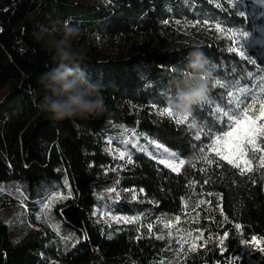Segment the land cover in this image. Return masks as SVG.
<instances>
[{
	"label": "trees",
	"instance_id": "obj_1",
	"mask_svg": "<svg viewBox=\"0 0 264 264\" xmlns=\"http://www.w3.org/2000/svg\"><path fill=\"white\" fill-rule=\"evenodd\" d=\"M67 27L79 29L74 47L87 56L81 67L101 86L107 112L99 118L53 121L37 107L39 77L53 66L43 42ZM197 45L209 92L189 127L191 116L178 124L159 112L169 107L171 77ZM253 102L258 115L264 0H0V209H19L15 224L0 218V264H246L241 250L253 237L264 247V152L252 159L249 150L252 171L240 175L211 145L232 129L223 113L240 115ZM109 120L138 133L150 156L125 148L128 159L107 181ZM161 147L184 161L179 173L156 159ZM110 188L122 194L101 200ZM102 212L135 222L107 224ZM254 259L264 264L261 252Z\"/></svg>",
	"mask_w": 264,
	"mask_h": 264
},
{
	"label": "clouds",
	"instance_id": "obj_2",
	"mask_svg": "<svg viewBox=\"0 0 264 264\" xmlns=\"http://www.w3.org/2000/svg\"><path fill=\"white\" fill-rule=\"evenodd\" d=\"M41 32L49 30L41 28ZM58 39L44 41L51 53L52 67L41 74L39 84L43 96L37 107L53 121L99 118L107 112L101 86L91 81L81 64L86 53L74 47L79 29L67 27L58 30ZM41 40V36H37ZM186 68L171 77L173 89L169 107L179 115H190L193 109L205 103L209 92V79L205 71L206 57L200 47L188 52Z\"/></svg>",
	"mask_w": 264,
	"mask_h": 264
},
{
	"label": "snow or ice",
	"instance_id": "obj_3",
	"mask_svg": "<svg viewBox=\"0 0 264 264\" xmlns=\"http://www.w3.org/2000/svg\"><path fill=\"white\" fill-rule=\"evenodd\" d=\"M236 33H231V36H235ZM243 39L246 41L249 39V34L247 32L243 33ZM233 44L236 43V41H232ZM230 51L237 52L238 55L244 56L245 52L243 50H238L235 47L230 48ZM214 87H224V85L220 81H216L213 85ZM231 95V93H229ZM243 103V100H239L237 103V107L239 108V104ZM255 106V102L251 105H247L240 115H238L236 112H224L223 115L228 116L231 121L232 127L231 131L225 132L223 136H216L215 140L213 141L211 145V151L214 152L215 156L219 158L220 161L226 162L227 165H230L233 169H238L240 172V175H244L245 172H251V164L252 159H256L255 153L257 152H264V122L257 123V121H264V102H261L259 105V115H256L252 109ZM159 114L161 116H168V117H174L176 123L183 124L187 121H189L190 116L192 117V123L189 124V127L195 126V117L194 114L191 113L190 115H179L177 113H174V111L170 107L163 108L160 110ZM242 115V118H241ZM197 139H199V134H197ZM249 150H251L253 156L252 159H246V156L249 153ZM120 158H124V153L120 154ZM203 159L208 163L212 164L213 160L209 157L205 156ZM260 167L264 168V154H261L259 157ZM131 159L129 158L128 163H131ZM164 162V161H161ZM184 164L183 160L179 161V164H173V163H166V166L169 167L173 172L179 173L180 166ZM209 181H205V183H208ZM141 191H143L141 189ZM71 198V192L67 196H60L59 194L55 195L48 201V203H45L43 205V208L46 210H51L52 204L60 199H69ZM136 197L133 196V199ZM117 220L124 219L125 223H134L135 218L133 219H127V218H120L117 217ZM179 217H176V220L179 221ZM151 224L149 225V229H151ZM237 230L240 229V225L237 224L235 226ZM171 235V234H169ZM191 235V233H189ZM228 237V233L225 232L222 236L218 237L219 244H220V250L223 252L225 250V238ZM195 239H199V237H195ZM252 240L255 242L257 240L256 237H253ZM243 243H246L242 240ZM180 243V241H178ZM182 246V245H181ZM194 246V244H193ZM257 250L261 253H264V247H260L257 243ZM228 264H232V261H228Z\"/></svg>",
	"mask_w": 264,
	"mask_h": 264
},
{
	"label": "rangeland",
	"instance_id": "obj_4",
	"mask_svg": "<svg viewBox=\"0 0 264 264\" xmlns=\"http://www.w3.org/2000/svg\"><path fill=\"white\" fill-rule=\"evenodd\" d=\"M85 1L91 2V0H85ZM96 41H97V43H99L98 40H96ZM258 115H259V113H258ZM109 121H110V123H109L107 129H109V133L111 135H109L108 137L112 140H110L108 137L106 138V141L108 142V144H107L104 152L113 159L114 163L106 165V167L103 169L102 180H107V181L113 180V179L118 177V172L122 167V163L125 162L129 157L128 151L130 148L131 149L133 148L137 151L144 152L145 154L150 156V153L148 152L149 150H148L147 141H144V139L138 133L134 132L133 129H131V127H129L123 123L114 122L113 120H109ZM260 122H262V121H257V123H260ZM233 126L234 125H232V127ZM231 130L232 129H230L229 131H231ZM113 140L116 142H114ZM119 142H123L124 144L119 143ZM125 148H127L128 151ZM161 148L163 150H160L162 152L156 158L159 162L164 161L161 163H163L165 167H167L166 163L179 164L180 159L177 160L176 158H174V156L175 157H177V156L173 151L167 150L163 147H161ZM121 153H124L123 159L120 158ZM167 168L170 169L169 167H167ZM180 168H181V166H180ZM124 192L128 193L127 191H124ZM121 194H122L121 192H118L114 188H110V189H106V190L100 192L99 197L101 200H106V199L111 200L112 198L118 197ZM133 196L136 197L137 194L132 192L131 198H133ZM18 210L19 209L15 208V207H11L9 209H0V218L3 219L4 221L11 220L10 223H14V222H16L15 216H16ZM117 217L129 219L126 216H124V217L115 216V215H111L107 212H102L98 216V219L104 223H107V224H119V223L124 222V219L117 220L116 219ZM261 242L262 241H260V240H256L255 242H253V244L245 246L242 248V250H241L242 257H240V258L241 259L243 258L244 261L246 262V264H258L256 259H254V254L259 252L257 250V243L259 244L260 247H263ZM192 244H194L193 247H195L197 245V242L193 241L192 243H190V245H192ZM231 261H232V264H240L238 259H233Z\"/></svg>",
	"mask_w": 264,
	"mask_h": 264
},
{
	"label": "crops",
	"instance_id": "obj_5",
	"mask_svg": "<svg viewBox=\"0 0 264 264\" xmlns=\"http://www.w3.org/2000/svg\"><path fill=\"white\" fill-rule=\"evenodd\" d=\"M262 254H264V253H262Z\"/></svg>",
	"mask_w": 264,
	"mask_h": 264
}]
</instances>
